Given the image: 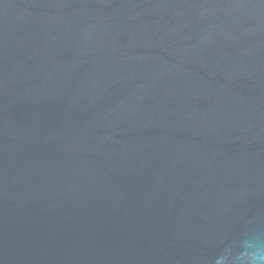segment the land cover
Listing matches in <instances>:
<instances>
[{"label":"water","instance_id":"water-1","mask_svg":"<svg viewBox=\"0 0 264 264\" xmlns=\"http://www.w3.org/2000/svg\"><path fill=\"white\" fill-rule=\"evenodd\" d=\"M264 254V0H0V264Z\"/></svg>","mask_w":264,"mask_h":264},{"label":"clouds","instance_id":"clouds-1","mask_svg":"<svg viewBox=\"0 0 264 264\" xmlns=\"http://www.w3.org/2000/svg\"><path fill=\"white\" fill-rule=\"evenodd\" d=\"M252 264H264V254H258L254 257Z\"/></svg>","mask_w":264,"mask_h":264}]
</instances>
